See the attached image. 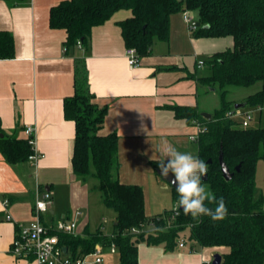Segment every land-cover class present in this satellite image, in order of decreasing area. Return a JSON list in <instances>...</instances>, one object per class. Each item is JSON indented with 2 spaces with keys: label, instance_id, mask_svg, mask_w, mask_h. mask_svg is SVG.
<instances>
[{
  "label": "crops",
  "instance_id": "obj_1",
  "mask_svg": "<svg viewBox=\"0 0 264 264\" xmlns=\"http://www.w3.org/2000/svg\"><path fill=\"white\" fill-rule=\"evenodd\" d=\"M60 1L0 0V30L14 37V56L0 58V135L25 139V126L32 125L35 150L44 155L36 165L28 158L11 163L0 150V264H36L32 256H15L11 247L19 224L36 218V201L45 192L52 204L40 215L44 224L54 227L61 220H74L75 234L82 236L99 229L107 235L114 231L116 212L108 223L103 211L107 206L102 197L93 195L96 181H82L73 170L76 127L65 117L64 102L75 93L78 64L88 74L93 101L106 107L101 131L119 137V179L143 188L149 216L166 210H153L149 184L164 180L152 164L161 159L157 151L161 140L180 152L198 155L197 142L190 139L196 127L177 116L174 107H196L203 113L220 105L211 111L203 107L210 92L199 78L209 71L200 72L196 64L200 63L193 66L192 58L209 57L218 40L227 37H195L182 12H176L170 18L169 39H156L141 64L130 68L118 24L131 15L130 9H120L95 26L87 46L67 48L65 30L49 23L50 9ZM101 247L102 261L88 255L85 264L120 263L118 250ZM196 248L185 241L173 251L140 243L138 264H204L213 248L201 247V252Z\"/></svg>",
  "mask_w": 264,
  "mask_h": 264
},
{
  "label": "trees",
  "instance_id": "obj_2",
  "mask_svg": "<svg viewBox=\"0 0 264 264\" xmlns=\"http://www.w3.org/2000/svg\"><path fill=\"white\" fill-rule=\"evenodd\" d=\"M120 9L131 10V15L118 24L126 46L135 47L141 57L150 53L156 39H169L170 18L176 12H196V18L191 19L201 25L191 28L195 37L232 38V45L204 61L209 73L199 78L209 89L220 91V105L211 112V118L196 107H174L177 116L205 122L206 130L196 141L198 156L208 165L207 178L202 180L218 199H224L228 215L221 221L205 216L196 223L178 207L174 216L178 194L173 186L175 206L164 213L146 214L143 188L119 179V137L115 132L101 131L106 107L93 101L88 74L81 63L76 68L75 93L64 102L65 117L76 127L73 170L82 181H96L103 203L116 212V218L110 235L102 229L84 236L58 233L61 244L73 257H80L92 253L97 245L114 243L119 264H138L140 243L163 245L166 251H173L184 237L194 243L192 246L225 248L220 264H264V188L257 182V165L260 161L264 164V0H61L51 7L49 23L52 28L65 30L67 48L78 41L87 46L93 28ZM13 56V34L0 30V58ZM257 82L261 88L242 103L261 106V118L257 125L244 127L240 120L227 117V112L235 109V102L227 99L228 87ZM0 150L11 163L32 153L27 137L0 135ZM220 150L234 173L229 180L220 169ZM158 162L152 161L156 171Z\"/></svg>",
  "mask_w": 264,
  "mask_h": 264
},
{
  "label": "built area",
  "instance_id": "obj_3",
  "mask_svg": "<svg viewBox=\"0 0 264 264\" xmlns=\"http://www.w3.org/2000/svg\"><path fill=\"white\" fill-rule=\"evenodd\" d=\"M184 19L189 24L190 28H194L193 21L188 13H184ZM79 47H82L81 41L77 42ZM126 56L130 68H136L141 64L142 57L138 53L135 47L126 48ZM200 65L204 64V61H199ZM262 109L261 106L251 107L249 109L238 108L231 109L227 112V117L235 118L241 121L242 126H250L253 122L255 115ZM196 127V131L190 135V139L197 141L201 133L206 130V124L203 121L195 120L193 122ZM25 134L32 147V153L29 154L28 159L33 165H36L37 160L44 156L35 150L36 142V128L32 125L25 126ZM7 206L8 199L3 201ZM52 204L51 196L48 192H45L43 198L38 199L35 205L36 218L27 224H19L18 235L15 238L11 252L17 257H34L36 264H85V258L88 255L95 256L96 262H101L100 256L102 247L96 246V249L87 255L80 257H73L68 249L63 250L64 245L61 244L58 233L75 234L77 223L74 220H61L56 226L51 227L44 224L41 220V213L48 211ZM178 206L175 207L173 215H178ZM7 219H12L10 214L7 215ZM137 229H133V232H137ZM180 246L184 245V241L181 240ZM112 252H116L117 246L113 243L110 246ZM212 261H206V264H211Z\"/></svg>",
  "mask_w": 264,
  "mask_h": 264
},
{
  "label": "clouds",
  "instance_id": "obj_4",
  "mask_svg": "<svg viewBox=\"0 0 264 264\" xmlns=\"http://www.w3.org/2000/svg\"><path fill=\"white\" fill-rule=\"evenodd\" d=\"M157 151L161 157L158 162L160 175L168 178L171 174L173 179L170 183L178 194L177 206L183 209L185 215H190L196 223L202 222L201 218L205 216L212 221H221L227 217L228 208L224 199H218L203 184L202 177L208 172L204 160L190 152H180L166 139L161 140ZM210 204L215 207H209Z\"/></svg>",
  "mask_w": 264,
  "mask_h": 264
},
{
  "label": "rangeland",
  "instance_id": "obj_5",
  "mask_svg": "<svg viewBox=\"0 0 264 264\" xmlns=\"http://www.w3.org/2000/svg\"><path fill=\"white\" fill-rule=\"evenodd\" d=\"M182 15H184V13H182ZM189 16L192 17L193 19L196 18L197 14L196 12H190ZM194 21V20H193ZM219 45L217 46L218 48L214 49V51L216 50H222L224 48H226L227 46L232 45V38L229 36L227 38H220L219 40ZM212 51V52H214ZM208 58V55H198L197 57L195 55H193V63L192 65L194 66L196 62H199V60L201 59L203 61V59ZM196 60V61H195ZM197 66L199 67V71L200 72H208L209 71V67L207 65H199L198 63H196ZM229 91L227 94V99H229L232 102H242L244 100V98L246 96H248L249 94H252L254 92H256L257 90H259L261 88V82H257L251 86H247V87H240V86H230L228 87ZM207 91L210 92V95L206 98V105L203 106L205 109H208L209 111H211L215 106L219 105L220 103V91L217 90H209L207 88ZM242 108L245 109H249L251 108L249 105H246ZM214 111V110H212ZM208 112V111H207ZM260 112V111H259ZM257 112L254 118V121L251 123V125H257L258 124V118H261V114ZM211 113V112H208ZM257 119V120H256ZM153 179V178H151ZM257 182L259 184V186L261 188H264V164L262 161H260L257 165ZM159 183H161L160 185H158L157 183L153 182V180H150V196H151V200L153 203V210L156 212L157 210L160 209V211H164L169 210L171 208H173L175 206V203L173 201L172 198V187L171 184L165 180H161L159 179ZM93 195H95L94 197L98 196V197H102V192L99 188L98 185H93ZM159 207V208H158ZM106 213L104 214L106 217V221L109 223L111 222V215L114 214V210L108 207L103 208ZM164 213V212H163ZM180 240L185 241V243L190 246L193 245L194 243L190 242L188 239L181 237ZM196 245V251L201 252V247L199 244H195ZM211 249L213 248L209 260L206 261H212L213 260V256L215 253H223L226 249L225 248H221V247H210ZM204 261V264H206Z\"/></svg>",
  "mask_w": 264,
  "mask_h": 264
},
{
  "label": "water",
  "instance_id": "obj_6",
  "mask_svg": "<svg viewBox=\"0 0 264 264\" xmlns=\"http://www.w3.org/2000/svg\"><path fill=\"white\" fill-rule=\"evenodd\" d=\"M193 25L195 26V27H198V26H200L201 25V23L199 22V21H194L193 22ZM244 103H242V102H236V103H234V107L236 108V109H238V108H241V107H244ZM202 115L204 116V117H206V118H211V113H208V112H203L202 113ZM210 161V160H209ZM208 161V162H209ZM219 164H220V169H221V172H222V175L224 176V178L225 179H227V180H229V179H231L232 177H233V172L230 170V168H229V166L227 165V163L225 162V160H224V156H223V151L222 150H220V152H219ZM240 164H238L237 166H236V170H240ZM158 173L160 174V170H158ZM162 177V176H161ZM207 178V175L206 176H204V177H202V179L203 180H205ZM162 179H164L165 181H167V182H169L170 183V181H171V179H173L172 178V176H171V174L169 175V177L168 178H164V177H162ZM171 184V183H170ZM172 185V184H171ZM173 186V185H172ZM174 187V186H173ZM175 188V187H174ZM63 250L64 251H67V247L66 246H64L63 247ZM221 261H222V255H221V253H215L214 254V256H213V260H212V262H211V264H220L221 263Z\"/></svg>",
  "mask_w": 264,
  "mask_h": 264
}]
</instances>
